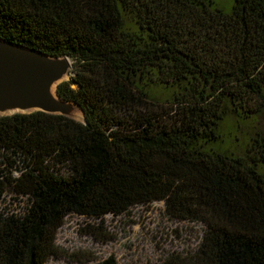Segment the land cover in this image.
<instances>
[{"label":"trees","instance_id":"trees-1","mask_svg":"<svg viewBox=\"0 0 264 264\" xmlns=\"http://www.w3.org/2000/svg\"><path fill=\"white\" fill-rule=\"evenodd\" d=\"M225 1L228 12L211 0H0L1 39L70 60L56 92L85 121L0 117V196L29 201L0 213V264L58 257L70 215L154 202L203 226L192 254L159 264H264V138L243 155L216 148L227 117L264 110V0Z\"/></svg>","mask_w":264,"mask_h":264},{"label":"rangeland","instance_id":"rangeland-1","mask_svg":"<svg viewBox=\"0 0 264 264\" xmlns=\"http://www.w3.org/2000/svg\"><path fill=\"white\" fill-rule=\"evenodd\" d=\"M211 1L224 12L231 8L225 0ZM71 69L69 77L73 76ZM154 93L163 99L160 90ZM219 134L221 140L216 148L243 155L257 135L264 138V110L243 122L227 117ZM4 168L0 166V176L6 174ZM28 205L26 197L13 195L8 189L0 196V213L23 215ZM99 225L102 229L95 236L86 231L87 226L96 229ZM202 233L203 226L197 222L168 218L161 202L135 206L126 214L106 215L98 220L70 215L56 236L58 257L49 258L45 264H96L108 257L117 264H159L170 256L192 254Z\"/></svg>","mask_w":264,"mask_h":264},{"label":"water","instance_id":"water-1","mask_svg":"<svg viewBox=\"0 0 264 264\" xmlns=\"http://www.w3.org/2000/svg\"><path fill=\"white\" fill-rule=\"evenodd\" d=\"M70 68L66 57H52L0 38V117L42 112L84 123L80 106L56 92Z\"/></svg>","mask_w":264,"mask_h":264}]
</instances>
